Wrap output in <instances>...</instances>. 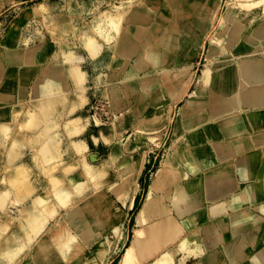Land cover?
I'll use <instances>...</instances> for the list:
<instances>
[{
	"label": "rangeland",
	"instance_id": "rangeland-1",
	"mask_svg": "<svg viewBox=\"0 0 264 264\" xmlns=\"http://www.w3.org/2000/svg\"><path fill=\"white\" fill-rule=\"evenodd\" d=\"M180 1H183L185 5L188 6L185 10L179 12V16L182 15L194 18L189 23L186 34L189 33L194 35L195 27L193 26V23H195L197 15H194L191 9L195 6L190 4L189 0H179L178 5H180ZM194 1L197 2V0ZM177 2L178 0H0V123L1 125L5 124L3 126H7L9 129L6 142L7 148L3 147L2 141L0 140V194L7 192V188L9 187L8 203L11 204L9 205L7 214L0 210V229H4V232L0 231V257L3 260L6 261L7 256H10L9 252H12V249L16 246V236L19 235L20 238L22 237V246L26 244L25 235L22 230V223L26 215L25 212L23 213L21 211L28 209L27 207L30 204V200H27L19 207V203L14 200L16 198L10 191L12 189L9 186L10 181L14 179L13 177H15L16 172L9 164V152L7 149L13 146L14 143L20 145L19 150L21 149V154H23L26 145L27 149H31L28 148L29 146L26 141L27 136L32 133V129L29 128L31 123V116L29 113L31 114L35 109L38 110L40 103L35 101V106L33 99L35 97L34 93L36 87L40 83L45 82L48 76H53L57 73L59 77H63L66 100L63 102V105L61 104L60 109L63 110H61L63 113L68 114V105L70 101L66 95V89L71 82L73 83V86L76 87L69 71L70 66L79 65L84 71L89 72V81L83 87L85 88V92L86 90H89V115L87 117L83 114L81 115L88 121L89 153L94 155L99 153V156L98 161H94L91 157L88 161V159H85L87 158V155L84 156V159L93 166L98 167V171L102 174V178L99 182L94 184V182L91 181L90 184L89 178L87 179L86 176H84L83 167L79 166L82 165V161L74 152L71 143H69L67 150H65V153L63 154L64 157L62 155V158L59 157L57 160L53 161L51 164V167L53 168L48 172L42 171L41 165L37 161L36 156V160L34 159V153L32 152L34 161L36 163L38 162V170H36V174L39 176L37 175V178H35L36 176H33L32 169L25 163H22L23 155H21L22 158L16 162V164H19L21 168L27 170L26 172L28 175H30L36 183L37 191L34 194V198L41 197L44 200H47V202L45 201V205H47H44L41 208V212L43 213L44 210V212H47V210L48 212H54L55 217L51 219L52 221L59 219L61 215L62 217H67V209L71 203L73 202L72 204L79 205L80 199L89 195L96 188H101L106 194L116 200L112 192V186L119 182L120 176H124L121 174L128 172V169H124L122 165H119L118 163V158L122 153H124V156L133 157L138 164H141L142 162V164L148 165L152 160V163L154 164L153 169L148 175V179H150L148 180V183H150L164 168L165 171H167L165 163L172 160L175 151L177 150V146H179V143L175 144V126L181 108L185 105L188 99V95L177 97L176 101L173 103L170 102L167 107L170 106V110L173 109L172 116L170 117L171 111L169 115L168 111L164 112L168 118L159 123L143 125V121L136 123V114L125 115L117 113L116 110L113 109L111 100L109 99L107 86L104 85L103 87L101 86L98 88L95 83L97 75L100 76L101 82V77L108 73V59L112 54V51L107 50L108 44L105 43L106 41L100 34L101 29L98 26V23L106 21L108 16L123 12V28L128 24V20L132 16L131 14L134 11L136 12L142 9L148 13L147 15L150 16L151 19L153 18L154 24H156V21L161 18H170V20H172L174 19L173 17L178 16L176 8ZM200 2L201 1H198L197 5ZM217 2L218 0H216L215 5L220 6L216 12L214 23L209 28L208 23L203 20L207 15H204V18L201 16H198L197 18L199 20L201 17L200 19L202 22L200 34L204 32V30L207 32V34L206 32L204 33L206 35H201V40H199V43L201 42V48H203V42L205 41L204 38H206V43L207 45L209 44L210 48L213 35L218 31V27L226 14H238L239 18L241 17V20H243L245 32H248L251 28L264 25V0H220L218 4ZM209 3L210 0H203L200 8H202L203 5L206 7ZM185 22L186 18H183V20L180 21V23ZM107 28L109 27L106 26V30ZM110 28L112 30V27ZM114 31L115 30H112L111 34L115 35L116 31L113 33ZM174 31L177 30L174 29ZM245 32L241 37L243 39L245 38ZM124 33L128 32L122 30V34ZM154 34L160 36L161 30L158 28ZM91 37L97 39L103 44V53L99 56V60L97 58L98 61L91 58L87 49L86 43ZM237 45L238 43L233 44L231 51H235L236 48H238ZM247 46L248 44L245 42L243 48H247ZM209 48L206 52L203 51L202 55L200 51V54L193 60H188L183 57L189 62H194L199 57L200 58L194 64L189 74L177 78V81L179 80V84L176 85L178 92L181 91L183 82H190L189 93L198 87L199 81L200 87L204 85V74L208 73L210 67L213 68L214 64L217 62L216 60L224 58V56L222 58L219 56L216 58L209 57L207 52L209 51ZM165 50L171 51L167 49ZM259 51H261V49ZM193 53L196 55L195 52ZM68 54L78 56L82 60L71 63L67 60ZM227 56L228 58L231 57V52H228ZM157 59L159 60V57ZM232 62L233 61H230L229 64H232ZM158 71L159 70L157 69H151L138 73L137 75H140L141 78L149 76V78L152 79L158 77ZM134 72L133 69L131 73ZM101 84L103 83L101 82ZM2 91H6L5 99L1 97ZM197 92L198 91H195L191 95V100L196 96ZM162 93H164V91H162ZM80 96L81 94L79 97ZM112 101H114L113 98ZM143 104L146 105L147 102L140 100L137 103L136 108L139 109ZM73 107L77 109L78 106L75 105ZM2 113L5 114L4 117ZM83 117L78 116L72 118L75 123H82L85 120ZM158 117H162L163 119L162 114H156L152 122L159 121ZM62 122H65V120ZM62 122H60V129L55 135L57 140L61 139V136L65 137L64 133H61V130L66 134L64 128H61ZM94 137L98 139L97 142H95ZM103 138L107 139V141ZM71 151L77 156V159H75V161H66L65 157L66 155L70 156L69 152ZM172 153L174 155H171ZM109 157H112V160H108ZM9 166L10 168H8ZM68 167H71L72 170V173L70 172V174L67 169ZM130 171L136 172L138 170L133 167ZM9 178L10 180L7 182ZM136 180L137 178L135 179V182ZM78 185L80 188H78ZM57 186L60 187L57 189ZM148 186L149 184H147L145 195ZM54 187H56V189H54ZM53 189L57 192V194L54 193L55 195L66 197L72 202L70 201L68 206L62 205V207L58 197L53 194ZM79 191L83 193V196L78 194L80 193ZM118 204L127 213V217L125 219L121 239L118 242V248H116L115 252L110 256L107 264H117L118 260L124 256L127 245L129 244V236L133 234L129 224L131 215H128V208L127 206H122L120 202H118ZM137 212L138 211L135 208L131 214H137ZM83 215V212L80 214L78 212L75 214V217L72 216L74 221V227H72V230L74 233L78 234L82 243H88L87 254L89 256L96 249L98 243L107 242L108 238L112 240L113 235L108 234L107 232L101 233V229H99L97 231V233L100 232L99 234L90 237L86 231V222L83 223L81 221ZM257 221V218L254 217L252 222ZM46 230L47 228L44 232ZM246 236L249 241L251 240L255 242V240L249 235ZM24 247L25 246H23V249L21 248L19 250L20 255L17 259L19 262L16 261L14 264H31V259L28 255L26 256L28 250L24 249ZM174 247L176 246L174 245ZM250 247L252 248L250 251H252L253 247ZM173 249L176 252V249ZM178 253L176 252L174 264H179L177 261H179L181 255ZM245 257L246 254L242 255L241 258L237 260L242 261L241 263H245ZM25 258H29V262L28 260L26 261ZM227 258L230 260L236 259L232 255H229L228 257L222 255L221 260L223 264H228ZM198 263H200V259H190L186 262V264ZM46 264H50V260L47 259Z\"/></svg>",
	"mask_w": 264,
	"mask_h": 264
},
{
	"label": "bare ground",
	"instance_id": "bare-ground-1",
	"mask_svg": "<svg viewBox=\"0 0 264 264\" xmlns=\"http://www.w3.org/2000/svg\"><path fill=\"white\" fill-rule=\"evenodd\" d=\"M199 1L202 2L203 0ZM219 1L220 0H218V2ZM201 2L198 5H194L195 7L191 10L194 15H197V18L198 16L204 18V15H207L203 20L208 23L209 28L214 23V18L220 5H215L216 0H210L209 5H207L206 7L203 5L202 8H200ZM187 6L188 5H185L183 1H180V5H178L177 7L178 12L185 10ZM140 12L134 11L131 14L133 18H136L135 20L141 22L139 23L140 25L137 26L135 32H133V35L137 41L131 40L129 37L131 26L122 28L124 16L123 12H119L113 16H108L106 21L98 23V26L101 29L100 34L106 41L105 43L108 44L107 50L112 51L113 53V56L110 58L109 62L113 61V63L111 64L114 67L116 66V61H118L119 59L133 58L134 56H137L140 53L139 50L141 48L139 45L144 46V50L147 51L146 36L149 33V29H147V26L145 25L147 20L140 14ZM197 18L195 23H193V26L195 27L194 35L188 33L186 36H183L186 39L181 40L179 39V37L181 36H174L178 35L179 32H175L174 30H172L170 32L174 36L173 40H171L172 38L166 39L163 37L158 40V45L162 49L179 52L182 57H185L188 60L195 59L196 56L200 54L201 42L199 43V40H201V35L207 34L206 30H204V32L200 34V27L202 22L200 18V21ZM106 26L109 27L107 28V30ZM110 27H112V30L116 31V33L115 31L113 32L115 33V35L111 34L112 30ZM122 30L128 33L122 34ZM205 32L206 34H204ZM244 32L243 20H241V17L239 18L238 14L234 13L225 15L220 26L218 27V31L213 35L209 51H207L208 56L212 58H216L218 56L222 58L224 56V58L221 60H216L217 62L214 64L213 68L210 67L208 73L204 74V85H202L199 90H197L198 92L196 93V96L189 102L190 111L188 112V116L186 118L190 117V119L183 120L186 118L182 116V113L180 114V122L177 125V133L180 132L181 135L179 146H177V150L175 151V155L173 154L174 157L172 158V160L165 163L167 170L165 174L168 176V180H165L164 176H162V174H159L150 186L146 198V216L143 214L139 219L138 222L140 225V229H137L135 231L134 238L130 243L127 253L122 258L120 264H173L175 261L176 252L178 253L179 250L181 252H184L182 255L183 260L179 261V263L182 264L186 258L198 254V251L195 252V250L191 249V244L197 242L195 240L196 235L183 239V229L179 227L176 218L172 215L173 213H175L173 208H175L176 211H180L179 207L183 202L181 198V189L179 188L181 181L184 178H187L188 171H197L193 153L189 149V146L191 145H189L187 137L183 135V131H193V129L195 130L197 128H201L203 124L207 122V118L204 117V114L207 111V107L209 104L213 105L215 114L221 113L223 112V110L229 111V107L231 105V101L229 98L230 92L239 86V79L235 72L237 69V63L235 59L236 56H243L246 54L250 55L252 53L261 54L264 52V25L249 29L248 32H245V38L243 39L241 37ZM245 42L248 44L247 48H243V44ZM235 43H238V48H236L235 51H231L233 44ZM86 45L91 58L94 60H97L98 58L99 60V56H101V54L103 53V44L97 39H93L91 37V39L87 40ZM260 49L261 51H259ZM193 52H195L196 55ZM228 52H231V57L229 58L227 56ZM150 54L151 60H158L157 58L159 57V54L151 53L150 51L143 54L146 57V60H150ZM139 57H141V55H139ZM67 58V60L71 63L82 60L80 57L73 54H68ZM230 61H233L232 64H229ZM144 66H146L145 60L138 59L133 69L134 71L140 70L144 68ZM69 71L74 80V84L81 94L80 97L84 96L86 92L84 90L85 88L83 87L88 82L86 71H84L79 65L70 66ZM95 83L98 88L104 86L103 84H101L100 76L98 75L95 78ZM129 89L133 91V88L128 87V90ZM5 92L6 91L1 92V97L3 99L6 98ZM110 92L111 97L114 100V106L118 107L120 105L122 97L121 90L114 86L111 88ZM34 94V102L36 101L40 104L38 110L35 109L31 112V114L29 113V115L31 116V121L29 120L31 122L29 128L32 129V133L27 136L26 141L29 146L28 148H31L32 152L34 153V159L36 160L37 158V161L41 165L42 171L48 172L52 170V162L57 160L65 153L64 152L63 154L59 155L60 142L59 140H57V137H55L56 133L60 129V122L65 120L63 125L64 130L66 131V134L70 139V143L74 152L82 161V165L79 166L83 167V171L85 174L84 176H86L87 179L89 178L90 184L91 181H93L94 184L99 182L102 178V174H100V172L98 171V167L88 163L85 160L87 158L84 159V156L86 155L88 149L86 142L73 139L75 135H78L88 127V121L85 119L82 123H75L72 118V114L76 109L74 107L69 109L68 114L63 113V110L60 109L61 104L63 105V102L66 100L64 94L63 77H59L57 73H55L53 76H48L45 82L40 83L36 87ZM244 96L246 95L244 94ZM256 100H258V98ZM82 101L85 102V100ZM166 111H168L169 115L171 111L170 106L163 110V112ZM2 114L4 117L5 114ZM158 119L159 121H161L162 117H158ZM3 125H1L0 123V140L2 141L3 147L7 148L6 142L8 139L9 129L7 128V126ZM203 131V135H199L193 141L194 144L199 143L198 141L204 138V136L215 135L214 127H205ZM94 139L95 142L98 141L96 137H94ZM104 140L107 141V139ZM19 146L20 145H18L17 143H14L13 146L7 149V151L9 152V164L16 172V175L15 177H13L14 179L10 181L9 186L10 188H12L10 191L16 198L14 200L19 203V207L27 200H30V204L27 207L28 209L21 212H25L26 215L22 223V230L25 235L23 236L25 237L26 243H24L25 245L23 246H25L24 249L28 250L26 256L28 255V257L31 259V264H46L47 259L50 260V264H107L110 256L115 252L116 248H118V242L121 239L125 219L127 217V213L119 206L118 202H120L124 207H129L132 195L137 190L135 179L139 175L140 170L136 172L129 171L128 174L120 177L119 182L112 186V192L116 200L106 194L101 188H96L95 190L92 189L93 191L89 195H86L85 197L80 199V206L78 204H72L73 202L70 200L72 203L67 209V217H62L61 215L59 219H55L54 221H52L51 219L55 217L54 212H48V210L47 212H44V209V211L42 210L44 214L41 212V208L45 205V201L47 202V200H44L41 197L34 198V194L37 191L36 183L30 177V175H28V173L26 172L27 170L21 168L19 164H16V162H18L22 158L21 155H23L21 154V149L19 150ZM38 162L36 164H38ZM10 166L8 168H10ZM67 169L69 170V174L70 172L72 173L71 167H68ZM9 180L10 178L7 182H9ZM59 187L57 186V189ZM171 187L176 188V195L173 200H171V197L165 195V191ZM78 188H80L79 185ZM7 189V192H5L4 194H0V210L5 214L8 213L9 205H11L8 203L9 187ZM54 189H56V187H54ZM54 189L53 194H57ZM81 191H79L80 193L78 194L83 196L82 192L84 191ZM57 197L61 206H68L70 202L68 198L63 196ZM170 202L173 207L168 205V203ZM78 212L79 214L82 212L84 213V215L81 217L83 218L81 221L83 223L86 222V231L90 237L99 234L100 232L97 233L99 229H101V233L107 232L108 234L113 235L112 240L108 238L107 242L105 241L98 243L96 249L89 256L87 254L88 243H82L78 234L74 233V231L72 230V227H74L72 216L75 217V214ZM153 216L157 217V222L155 223L151 222ZM253 219L254 218L247 217L246 214H238L233 220V226L234 228H237L238 226H240L241 222L247 220L253 221ZM199 222V216H193L190 217L187 221L183 222V226L193 229ZM46 228L47 230L44 232ZM0 231L4 232V229H0ZM16 237V246L14 247V249H12V252H9L10 256L6 254L8 255L7 258L5 257L6 261L0 257V259H2L0 260V264H5V262L6 264H14L17 261L20 255L19 250L21 248L23 249V246L21 245L23 243V239L22 237L20 238L19 235ZM225 241L226 238H223L224 243L222 249L220 250L221 253L215 250L218 246H213V250L208 251L209 254L203 260V264H218V258L220 254L227 257L229 255H232L236 259H240L241 256L244 255V253L250 252V249H252L247 243L246 238L242 239L241 237L237 243L228 245H225ZM174 245L176 246V252L173 248H170ZM28 259L25 258L26 261ZM251 262L253 264H263L264 250L255 253L253 258L251 259Z\"/></svg>",
	"mask_w": 264,
	"mask_h": 264
},
{
	"label": "crops",
	"instance_id": "crops-1",
	"mask_svg": "<svg viewBox=\"0 0 264 264\" xmlns=\"http://www.w3.org/2000/svg\"><path fill=\"white\" fill-rule=\"evenodd\" d=\"M189 1L190 4L197 5L199 0H197V2L194 0ZM178 4L179 0L176 4L177 7ZM140 11V14L147 20L145 25L147 29H149V33L146 36L147 51L144 50V46L139 45L141 48L137 56L119 59L116 61L115 67L111 64L113 61L108 62L109 71L101 77V82L103 85L107 86L108 96L111 100L113 109L119 114H136V123L143 121L142 124L147 125L162 122L164 119L168 118L163 110L167 108L170 102L173 103L176 101L177 97H182L184 95H188V99L181 108L180 114L182 113V116L186 118L190 111L189 102L191 100V95L199 89L200 81L198 87L191 93L188 92L190 88L189 81L183 82L182 89L178 92L176 85L179 84V80L177 81V78L189 74L200 57L194 62H189L187 59L185 60L179 52L162 49L158 45V40L163 37L166 39L172 38L171 40H173L174 36H181L179 37L181 40L186 39L183 36L187 35L186 31H188V25L194 18L182 15L179 16L177 8L178 16L173 17L174 19L161 18L154 24L153 19L147 15L148 13L144 11V9ZM183 18H186V22L180 23ZM135 19L136 18L131 16L126 26H131L129 32L130 39L137 41L133 32H135L137 26H139L141 22ZM158 28L161 30L160 36L154 34ZM174 29L182 34L178 33V35L173 36L170 31ZM208 48L209 44L207 45L205 38L203 48L200 50L201 55L203 51L206 52ZM144 51L159 54V60H151V54L149 56L150 60H146V57L143 55L145 54ZM139 55H141V57H139ZM112 56L113 53L110 58ZM110 58L108 61H110ZM138 59L145 60L146 66L131 73ZM235 59L237 63L235 72L239 79V86L230 92L229 98L231 105L229 111L223 110V112L215 114L213 105L209 104L204 114V117L207 118V122H205L201 128L193 129V131H183V135L187 137L189 145H191L189 149L193 153L197 171H188L187 178L181 181L179 188L181 189V198L183 202L179 207L180 211H176V209L173 208L175 213L172 215L176 218L179 227L183 229V237L181 236L183 239L196 235L195 240L197 242L191 244V249L195 250V252L198 251V254H196L197 256L186 258L182 264H186L190 259H200V263L198 264H203V260L209 254L208 251L213 250V246L215 245L218 246L215 250L221 253L220 250L223 247V238H226L225 245L237 243L241 237L242 239L246 238L249 246L253 247L252 251L244 253L246 254L245 263H241L242 261L237 259L230 260L227 258L228 264H253L251 259L255 255V252L257 253L258 251L264 250V52L261 54L252 53L250 55H239L236 56ZM151 69L159 70L157 73L159 78L150 79L149 76L141 78L140 75H137L138 73ZM86 73L89 81V72ZM114 86L119 88L122 93L120 105L118 107L114 106L110 92L111 88ZM128 87L133 88V91L130 89L128 90ZM162 91H164V93H162ZM66 93L70 101L68 105L69 109L75 105L78 106L72 117H83L81 114L87 117L89 115V90L86 91L84 96L79 97L78 88L73 86L71 82L66 89ZM244 94L246 96H244ZM255 98H258L259 101ZM82 100H85V102ZM140 100L146 101L147 104L141 105L138 109L136 105ZM172 113L173 109L171 110L170 117ZM156 114H162L163 119L161 121L152 122ZM83 118L86 119L85 117ZM188 119H190V117L183 120ZM179 122L180 115L175 126V144H178L181 138L180 132L177 133V125ZM61 124V128H64V122ZM205 127H214L215 135L204 136V138L198 141L199 143L194 144L193 141L196 137L199 135L201 136V134L203 135ZM61 133H64L65 137L61 136V139H59V155L67 150L70 143V139L65 132L61 130ZM73 139L86 142L88 147L86 153L88 161L90 157L94 159V161H98L99 153H96V155L89 153V129L86 128L79 135L73 137ZM173 153L171 155H173ZM69 154L70 156L66 155L65 157L66 161H75V159H77V156L72 151L69 152ZM22 159V163H25L31 168L33 176L37 178L39 176L36 174L38 167L33 159L31 149L25 148L23 150ZM108 160H112V157H109ZM118 163L122 165L124 169H128V172L125 174H128L133 167L137 170L140 169V173L136 180L137 190L133 193L128 207V215H131L129 224L133 234L129 236V244L127 245L125 256L134 238L135 231L140 229L138 221L143 214H146V198L150 186L159 174H162L165 180H168V176L165 174L166 171L164 168L150 183H148V180H150L148 179V175L153 169L154 164L152 160L148 165L142 164V162L138 164L133 157L124 156V153H122L118 158ZM147 184H149V186L145 195ZM165 195L171 197V200H173L176 195V188H168L165 191ZM168 205L173 207L171 202L168 203ZM135 208L138 211L137 214H131ZM238 214H246L249 218L255 217L258 221L252 222L247 220L241 222L240 226L237 228H234L233 220ZM193 216H199L200 218V222L197 226L193 229L184 227L183 222ZM153 217L151 222H157V217ZM244 235H249L255 242L251 240L248 241L247 236ZM171 248L175 247L172 246ZM183 253L184 252L179 250L178 254L181 255L179 261L183 260ZM221 257L222 254H220L218 258V264H223ZM122 258L118 260L117 264H120Z\"/></svg>",
	"mask_w": 264,
	"mask_h": 264
}]
</instances>
